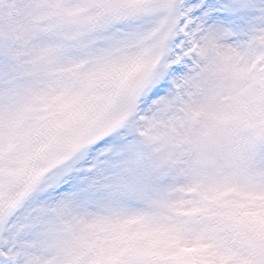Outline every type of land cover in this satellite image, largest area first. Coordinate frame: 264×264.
Here are the masks:
<instances>
[{"label": "snow or ice", "instance_id": "snow-or-ice-1", "mask_svg": "<svg viewBox=\"0 0 264 264\" xmlns=\"http://www.w3.org/2000/svg\"><path fill=\"white\" fill-rule=\"evenodd\" d=\"M0 264H264V0H0Z\"/></svg>", "mask_w": 264, "mask_h": 264}]
</instances>
